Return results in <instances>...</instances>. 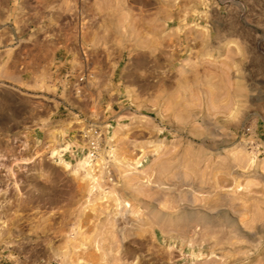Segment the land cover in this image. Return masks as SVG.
I'll return each instance as SVG.
<instances>
[{"label":"rangeland","instance_id":"1","mask_svg":"<svg viewBox=\"0 0 264 264\" xmlns=\"http://www.w3.org/2000/svg\"><path fill=\"white\" fill-rule=\"evenodd\" d=\"M0 264H264V0H0Z\"/></svg>","mask_w":264,"mask_h":264},{"label":"built area","instance_id":"2","mask_svg":"<svg viewBox=\"0 0 264 264\" xmlns=\"http://www.w3.org/2000/svg\"><path fill=\"white\" fill-rule=\"evenodd\" d=\"M67 75H68V71L65 70L64 77L66 78ZM83 76L84 75L78 76V78L73 83H71V85H73V87L76 86V84H78L83 80ZM84 137H85L84 147L74 148L72 149V151H74L75 155L77 153H82L83 151H85L86 157L88 156L89 158H91L96 154L98 148L99 139H100L99 129L96 127L88 128L84 133Z\"/></svg>","mask_w":264,"mask_h":264},{"label":"bare ground","instance_id":"3","mask_svg":"<svg viewBox=\"0 0 264 264\" xmlns=\"http://www.w3.org/2000/svg\"><path fill=\"white\" fill-rule=\"evenodd\" d=\"M80 164L82 165V167H84L86 173L90 175V170H89V168H88V167H89V163H88L87 158H84V159L80 162ZM89 175H86V176L89 177ZM90 178H91V177H90ZM91 180H92V178H91ZM92 184H93V181H92Z\"/></svg>","mask_w":264,"mask_h":264}]
</instances>
